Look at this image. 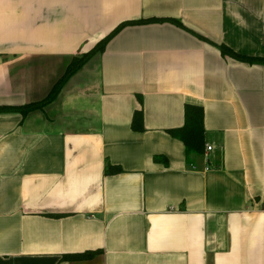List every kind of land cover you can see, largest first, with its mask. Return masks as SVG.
<instances>
[{
	"label": "crops",
	"instance_id": "0c3cea01",
	"mask_svg": "<svg viewBox=\"0 0 264 264\" xmlns=\"http://www.w3.org/2000/svg\"><path fill=\"white\" fill-rule=\"evenodd\" d=\"M137 19L165 21L0 113V264H264V64L218 47L264 58V0H0V106ZM185 104L204 111L190 158L169 132Z\"/></svg>",
	"mask_w": 264,
	"mask_h": 264
},
{
	"label": "trees",
	"instance_id": "16d2710c",
	"mask_svg": "<svg viewBox=\"0 0 264 264\" xmlns=\"http://www.w3.org/2000/svg\"><path fill=\"white\" fill-rule=\"evenodd\" d=\"M173 22L177 26L182 27L183 25L175 19H167ZM165 19H137L124 21L118 24L112 31H110L106 36L100 39L90 50L81 53L79 55H73L70 62L67 64L64 73L54 82L50 88L46 97L38 101H32L22 105L16 106H0V113L8 111H17L22 115H26L37 109H42L46 104L50 103L56 95L59 93L60 89L67 81V79L81 68L94 54L102 52L107 42L123 27L128 25L150 23V22H161ZM221 53L233 57L237 60L248 62V63H261L264 64V58L252 57L237 53L225 45H218ZM142 111L137 110L133 114L132 127L141 128L142 123ZM175 137L181 140L185 147L186 156L188 158L192 156L201 155L205 147V129H204V111L203 108L195 104H185L184 106V123L181 127L176 129H170ZM120 168L116 165H107L106 174L117 173ZM91 252H85L80 254H67L63 255L62 259H86L90 257Z\"/></svg>",
	"mask_w": 264,
	"mask_h": 264
},
{
	"label": "built area",
	"instance_id": "2783aa9c",
	"mask_svg": "<svg viewBox=\"0 0 264 264\" xmlns=\"http://www.w3.org/2000/svg\"><path fill=\"white\" fill-rule=\"evenodd\" d=\"M211 149V146L207 145L206 146V151H209ZM205 169H207V167H205Z\"/></svg>",
	"mask_w": 264,
	"mask_h": 264
}]
</instances>
